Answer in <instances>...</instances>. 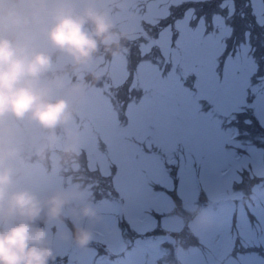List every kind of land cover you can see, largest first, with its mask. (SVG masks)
I'll return each instance as SVG.
<instances>
[{
  "label": "rangeland",
  "instance_id": "374dc122",
  "mask_svg": "<svg viewBox=\"0 0 264 264\" xmlns=\"http://www.w3.org/2000/svg\"><path fill=\"white\" fill-rule=\"evenodd\" d=\"M222 3L228 12L231 0ZM53 59L67 61L56 54ZM122 69L119 61L112 74L120 78ZM146 70L143 65L140 73ZM101 101L87 92L74 104L82 128L76 130L73 120L68 124L76 149L71 158L63 156L64 138L61 147L50 149V170L40 164L14 168L18 186L37 195L75 187L82 193L75 203L94 210V217L79 221L92 234L89 243L66 264H264V134L258 125L253 122L251 137H240V147L218 150L211 161L192 165L181 163L163 142L158 154L144 155L138 142L145 129L135 110L132 125L117 126L112 114L99 113ZM259 115L264 119V112ZM21 136L19 131L17 143ZM98 138L104 141L99 147ZM41 224L58 263L75 245L61 238L73 230L71 214L66 210L60 219Z\"/></svg>",
  "mask_w": 264,
  "mask_h": 264
},
{
  "label": "snow or ice",
  "instance_id": "6c2138e0",
  "mask_svg": "<svg viewBox=\"0 0 264 264\" xmlns=\"http://www.w3.org/2000/svg\"><path fill=\"white\" fill-rule=\"evenodd\" d=\"M134 2L140 16L135 52L125 58L117 91L109 85L111 95L101 93L99 113L114 115L117 126L123 116L130 126L135 110L145 129L138 142L144 155L158 154L163 142L192 165L240 147L241 136L253 135L254 121L264 134V0H246L242 8L250 11L239 16L237 0L226 16L216 11L226 5L214 0ZM142 65L148 70L140 73Z\"/></svg>",
  "mask_w": 264,
  "mask_h": 264
},
{
  "label": "clouds",
  "instance_id": "9594fccd",
  "mask_svg": "<svg viewBox=\"0 0 264 264\" xmlns=\"http://www.w3.org/2000/svg\"><path fill=\"white\" fill-rule=\"evenodd\" d=\"M123 36L113 30L99 0H0V264H48L53 251L39 224L60 219L66 210L73 230L61 238L79 247L89 243L92 234L79 221L95 212L86 203H75L82 199L79 190L37 195L16 184L12 161L21 146L11 121L37 126L51 143L62 128V153L71 158L76 149L68 124L82 85L66 86L53 68V54L73 70L87 68L101 47L117 55Z\"/></svg>",
  "mask_w": 264,
  "mask_h": 264
},
{
  "label": "trees",
  "instance_id": "16d2710c",
  "mask_svg": "<svg viewBox=\"0 0 264 264\" xmlns=\"http://www.w3.org/2000/svg\"><path fill=\"white\" fill-rule=\"evenodd\" d=\"M101 1V0H99ZM106 3L102 4L101 6L104 8V10L108 13L109 18L112 21L113 24V30L117 33H123L124 36L120 40V49L118 51L117 55H112L109 52H106L103 47H101L98 52L95 54L93 62L87 67L83 69L73 70L72 68L67 66V61H56L53 59V68L60 71L61 75H66L68 78V84L67 86H70L72 84H79L82 85V89L77 95L72 107H73V115L72 117L74 119H77L76 113H75V106L74 104L78 102V100L84 98L85 93L93 92L95 93V98H102L101 93H104V96L111 95V93L108 92L109 85H112L113 91H117L115 86L120 83V80L122 77L118 78L112 74V69L115 63H118L119 61L124 64L125 58L128 57L130 50L134 53L135 52V37L140 34L138 32L139 29V20L140 16L138 15V12L136 10V5L134 0H105ZM224 0H214V6L221 4V2ZM170 2V0H169ZM239 0H237L238 5ZM241 2H244V0H241ZM238 8V6H237ZM216 11L220 12L221 15L226 16V9L223 10L216 8ZM128 13L129 17L123 18L121 17V14ZM237 16H239L238 10ZM138 15V20H134L133 16ZM121 15V16H120ZM143 66V65H142ZM141 66V67H142ZM93 74H95V79H93ZM139 75V73H138ZM192 78L189 79V84H191ZM120 93L119 98L123 99L125 96L124 90L119 89ZM103 99V98H102ZM113 103H116V99L113 100ZM114 118V115H113ZM242 119V117H241ZM255 123V121H254ZM121 125L124 124L123 116H121ZM114 125H116L114 123ZM21 133L23 135H27L26 138H23L22 140V146H21V154H37L38 149L41 147L44 148V151L41 153L40 157H42L43 160H47L49 152H50V146L51 145H60L63 139L65 138V133L62 128H57L55 130V137L56 140L54 143L49 142L48 140V133L41 130L40 128H35L34 132L33 130H30L27 127H24L23 125H20ZM59 137V138H58ZM33 140V142H32ZM63 148V147H61ZM104 180V179H103ZM107 181V180H106ZM258 181V179L256 180ZM100 184L101 181L99 182ZM175 198V197H174ZM176 199V198H175ZM40 227H42V224H39ZM186 230L184 229L181 234L185 235ZM180 234V235H181Z\"/></svg>",
  "mask_w": 264,
  "mask_h": 264
},
{
  "label": "water",
  "instance_id": "95a60500",
  "mask_svg": "<svg viewBox=\"0 0 264 264\" xmlns=\"http://www.w3.org/2000/svg\"><path fill=\"white\" fill-rule=\"evenodd\" d=\"M81 247L75 245L71 251V254H70V258L71 259H74L75 258V254L77 253V251L80 249Z\"/></svg>",
  "mask_w": 264,
  "mask_h": 264
},
{
  "label": "flooded vegetation",
  "instance_id": "af4514ba",
  "mask_svg": "<svg viewBox=\"0 0 264 264\" xmlns=\"http://www.w3.org/2000/svg\"><path fill=\"white\" fill-rule=\"evenodd\" d=\"M17 138V137H16ZM19 161H18V158L16 157L13 161H12V167L13 169L15 168V165H17L19 167ZM18 169V168H17ZM15 170V169H14Z\"/></svg>",
  "mask_w": 264,
  "mask_h": 264
}]
</instances>
